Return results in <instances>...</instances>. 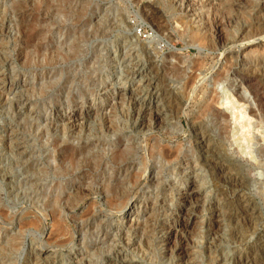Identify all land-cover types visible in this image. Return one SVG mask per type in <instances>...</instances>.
Masks as SVG:
<instances>
[{
  "label": "rangeland",
  "instance_id": "rangeland-1",
  "mask_svg": "<svg viewBox=\"0 0 264 264\" xmlns=\"http://www.w3.org/2000/svg\"><path fill=\"white\" fill-rule=\"evenodd\" d=\"M38 44L80 54L45 71ZM56 71L89 80L67 102L62 77L42 87ZM144 81L146 97L130 92ZM149 99L160 124L132 127ZM191 172L194 218L178 213ZM109 174L115 188L129 180L132 233L119 221L129 209L105 198ZM182 218L192 264H264V0H0V264H171L177 240L159 241Z\"/></svg>",
  "mask_w": 264,
  "mask_h": 264
},
{
  "label": "bare ground",
  "instance_id": "bare-ground-1",
  "mask_svg": "<svg viewBox=\"0 0 264 264\" xmlns=\"http://www.w3.org/2000/svg\"><path fill=\"white\" fill-rule=\"evenodd\" d=\"M55 12L59 13V12H61V10H55ZM80 39H82L81 36L78 37V39H76V40H80ZM52 41H53L52 38H50V39L47 40V43L48 42L51 43ZM46 46L47 45H45V48H44V46L42 44H38V46H36V48H35V50L33 52L35 56L40 57V59H41L40 63L41 64H39V66L42 68V70H45L47 67L52 66V64H58V61H59V63L61 62V63H64V64L65 63L68 64V62L74 61L75 58L77 56H79V54H80V52H79L80 49L76 45H72L71 48H68V47L62 48L63 50L62 49L61 50H54L53 49V51L51 49H48L49 46L48 47H46ZM42 49H45V51H43ZM52 53L53 54L55 53L53 55V57H51V55H50ZM56 58H60V59L56 60ZM139 65L137 63L134 64V66L132 68L134 71L133 72H128V74H126V77L130 78L131 76H134L136 72H141L140 68H142V67L139 66ZM48 73L49 72H46L45 75H47ZM53 76H54L53 79H54L55 82L54 83H48L46 85H43L42 87H47V86H49V88L58 87L59 85L57 84V80L59 81L61 79V77H62L63 82L60 85V87L58 88V92L62 95L61 96L62 98L64 97L67 100V102L69 101V99H73L72 96H70L71 95V89L70 88L73 85V83L75 84L77 82V79L79 78L80 79L79 83L81 85L85 86V83H87V81L89 80V76L85 77L82 74H80L76 78V75L72 74V72H65V73L62 74V72L60 73V72L56 71L53 74ZM135 77H137V76H135ZM139 83H141V82H139ZM143 84H146L144 88H146L147 90L146 89L143 90L141 88H140V90H138L140 86L137 85L138 87L134 88V90L131 89L132 91L130 90V92H132V93L136 92V94H138V95L140 94L143 97H146V95L148 94V91H150L149 88H151V87H150L149 81H144ZM56 85H58V86H56ZM64 93H65V95H64ZM124 93H126L125 89H121L118 92V94H116V96L121 98V97H123L125 95ZM225 94H224V98H223V101H225L223 103V109L225 111L229 112V116H230V119L232 120V122L233 123H240V122L244 121L245 113L243 112V110L235 107V103L232 102V100H229L230 97L228 95H225ZM151 98H152V96H151ZM154 99H155V97H154ZM154 99H149L147 103L146 102L142 103L140 108L137 109V111L135 110L136 112H134V114H135L134 116H136V118H135V121L132 123V127L136 126V128H137L139 126H142L145 121H149V123H152V124H157V122L159 123L160 116L163 113H162V110L158 109V106H157L156 101ZM129 100H133V99L130 98ZM17 102L20 103V106H26L25 99H22L21 97H20V100H17ZM18 106H19V104H18ZM63 113H65V112H63ZM57 116H58V112L57 111H53L54 120L57 119ZM105 116H106V114H105ZM64 120H65V123L63 122L64 123L62 125L63 128H65L68 131H71L72 129L80 128L79 131L81 132L82 124L80 123L79 117L77 115H75V114H66V118ZM161 120H160V122H161ZM109 124L110 123H105L104 128H103L104 131H106V129L108 130ZM99 130H100V128H99ZM194 132H193V134H194ZM196 141H199L198 142V147L199 146L203 147L202 146L203 143L206 142V141L203 142L204 141V136L198 137V139ZM84 149L88 150L86 144L84 145ZM167 152L168 151H166V153ZM84 153H85L84 154L85 156L82 157V161H84V162L89 161V159L93 157V154L89 155V150L87 152H84ZM161 153H162V151H161ZM169 155L170 154H168V156ZM163 156L166 159L168 157L166 154H164ZM70 159H72V158H70ZM112 175L113 174H109L107 176V178L104 180V184H106V185L102 184L103 185L102 189L104 190L105 198L106 199L107 198H111L112 199V201L108 200L110 202V203L108 202V204H110V205L120 206V208H123V209L127 207L129 209V212L131 214L130 217L129 218L127 216L122 217V219L119 220V221H121L120 222V224L122 225V230L121 231L124 234L132 233V231H134V229L137 227L136 226L137 225V220H136L135 216L132 218V215L135 214L137 209H135L134 205L131 206L126 201V199L128 197V190H127V188H124V185H126L129 182V180L128 181L126 180L127 182H125V183H122V182L117 183V184H119V186H118V188H115L116 187L115 185H113L114 187H112V185H110L111 178L113 177ZM189 175H190V177L187 178V180H186L187 181V183H186L187 185L185 187H183V189L178 194L179 195L178 196L179 197L178 201H179V204H180V209H179L178 213L180 214L183 211H185V213H187L186 215H191V217L194 218V216L197 215L196 214V203L195 202L192 203L191 199H192V197L196 196L199 193V191H198V188L196 186H192L193 183L195 182V179H196L195 174L192 175V172H191V173H189ZM108 189H111V191H112V194L110 195V197H109V194L107 192ZM128 199H129V197H128ZM125 201H126V203H125ZM185 204L186 205L188 204L189 206L185 207L184 206ZM193 218H191V219H193ZM179 223L180 224H178V225L176 224V225H173L171 227H168L169 228L168 231L164 233V238L160 237L161 240L159 242L164 243L163 245L167 246L168 242H169L168 236L169 235L173 236V238L177 240L176 245L172 246L171 248L164 247L166 255L169 256V258L171 260L170 261L171 264H192L193 260L192 261L190 260L191 252H190V250L188 248V243H187V241H188L187 240V234H188V230L187 229H188V226L190 224V220H188L186 218H182V220ZM158 227H160V226H158ZM125 246L126 247L127 246L130 247L131 246V241L128 240ZM41 259L44 262L52 261L50 256H44ZM107 261H109L112 264H135L136 263V262H133L132 260H129V259H118V260H113V261L111 259H107Z\"/></svg>",
  "mask_w": 264,
  "mask_h": 264
}]
</instances>
